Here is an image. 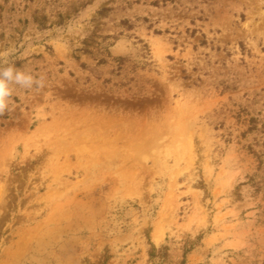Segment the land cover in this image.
<instances>
[{"label":"rangeland","instance_id":"1","mask_svg":"<svg viewBox=\"0 0 264 264\" xmlns=\"http://www.w3.org/2000/svg\"><path fill=\"white\" fill-rule=\"evenodd\" d=\"M0 264H264V0H0Z\"/></svg>","mask_w":264,"mask_h":264},{"label":"clouds","instance_id":"2","mask_svg":"<svg viewBox=\"0 0 264 264\" xmlns=\"http://www.w3.org/2000/svg\"><path fill=\"white\" fill-rule=\"evenodd\" d=\"M14 86L26 90L43 89L46 86L45 77H36L12 65L7 67L0 65V116L13 111V108L10 107V101Z\"/></svg>","mask_w":264,"mask_h":264}]
</instances>
